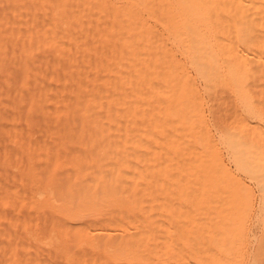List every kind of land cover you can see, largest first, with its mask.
<instances>
[{
  "label": "bare ground",
  "instance_id": "1",
  "mask_svg": "<svg viewBox=\"0 0 264 264\" xmlns=\"http://www.w3.org/2000/svg\"><path fill=\"white\" fill-rule=\"evenodd\" d=\"M0 264H264V0H0Z\"/></svg>",
  "mask_w": 264,
  "mask_h": 264
}]
</instances>
